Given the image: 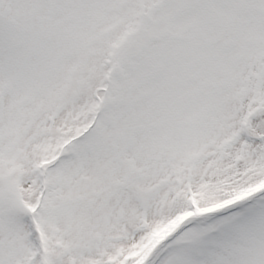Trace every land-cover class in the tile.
Listing matches in <instances>:
<instances>
[{
    "label": "snow or ice",
    "instance_id": "6c2138e0",
    "mask_svg": "<svg viewBox=\"0 0 264 264\" xmlns=\"http://www.w3.org/2000/svg\"><path fill=\"white\" fill-rule=\"evenodd\" d=\"M0 264H264V0H0Z\"/></svg>",
    "mask_w": 264,
    "mask_h": 264
}]
</instances>
